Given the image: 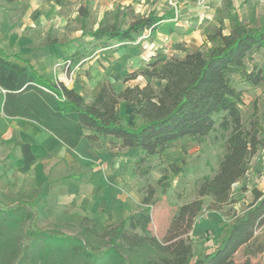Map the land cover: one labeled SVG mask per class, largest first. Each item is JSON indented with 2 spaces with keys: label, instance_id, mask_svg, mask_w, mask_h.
I'll return each mask as SVG.
<instances>
[{
  "label": "trees",
  "instance_id": "trees-1",
  "mask_svg": "<svg viewBox=\"0 0 264 264\" xmlns=\"http://www.w3.org/2000/svg\"><path fill=\"white\" fill-rule=\"evenodd\" d=\"M0 1L8 5L17 2ZM79 14L84 20L89 15L86 8H80ZM167 20L150 14L124 27L116 22L100 23L85 36L103 43V47L108 42L122 47L146 32L171 34L173 25ZM205 41L204 51L197 49L180 59L158 56L124 80L140 76L147 81L142 87L116 92L110 83H103L89 103L63 83L40 78L18 56L0 51V113L4 116L0 136L6 125L18 118L33 124L66 150L76 149L82 140L90 145L110 140V147L118 151L138 149L140 156L135 164L141 165L185 138L202 142L216 130L227 134L213 175L197 181L195 199L176 209L161 241L149 230L151 189L142 199L140 210L115 225L82 217L70 233L31 226V222L51 216L46 198L57 182L46 176L31 195L0 206V264H233L232 256L242 247L252 256L264 251V244L255 246L256 231L264 225V195L252 189V202L233 218L220 245L192 261L188 235L205 201L211 212L232 205V186L245 177L251 159L264 144L255 104L247 123L242 122L243 93L236 87L264 85L263 68L255 61V56L264 55V26L252 27L232 15L228 34L215 28L207 33ZM89 57L77 49L65 59L69 62L65 69ZM154 80L163 82L157 90L150 85ZM121 102L135 104L133 117L139 124L122 123L116 110ZM169 169L174 175L181 171L173 164ZM149 171L145 168L141 175ZM68 179L66 176L59 182Z\"/></svg>",
  "mask_w": 264,
  "mask_h": 264
},
{
  "label": "rangeland",
  "instance_id": "rangeland-1",
  "mask_svg": "<svg viewBox=\"0 0 264 264\" xmlns=\"http://www.w3.org/2000/svg\"><path fill=\"white\" fill-rule=\"evenodd\" d=\"M168 7L163 0H17L12 5L0 1V45L7 53L15 46L27 49L28 52L56 49H53V56L48 61H42V73L54 81L65 77L70 86L81 87L87 98L91 87L102 80L108 83L111 80L115 89L121 88L126 78L131 74H138L161 54L165 55V59H180L189 51L206 49V42L198 48H188L165 39L161 36L164 34L149 35L146 32L134 43L125 45L136 47L138 53L131 57L126 52L120 53L121 46L114 42H108L103 47V43L85 36L87 32L96 30L100 23L116 22L124 27L132 20L150 14L164 16L169 13ZM80 8L87 9V19L80 16ZM238 12L239 15L236 13L240 21L252 27L264 26V0H246ZM75 49L90 54V57L72 67L71 73L65 74L69 69L66 70L63 65L64 58ZM127 57L136 58L137 61L131 66L125 65ZM255 61L262 66L264 73V55L255 56ZM159 84L152 81L155 90L159 88ZM239 85L236 84V87L239 88ZM242 93V122L247 123L255 104L261 138L264 140V85L254 89H242ZM118 112L122 115L125 126L139 124L128 107L119 108ZM12 122L17 124L12 128L17 127L26 132L27 137L20 136L15 130L8 131V124L0 136V206L31 195L42 179L49 176L51 181L57 182L51 186L46 198L51 216L43 221L31 222V226L70 233L73 231L72 226L82 218V210L75 199H71L69 191L72 187L69 184L72 180L82 183L92 177L93 172H98L107 182L108 189L117 190V197L123 203L121 220L139 211L142 199L148 195L150 189L153 191L149 230L159 241L165 236L176 209L195 199L197 181L204 175H213L217 160L223 154V143L227 136L226 133L216 130L202 142L185 138L172 144L162 155L150 157L143 164L136 165V153L112 149L110 140L88 145L79 151H68L44 133L36 131L37 136L30 133L32 127L28 123ZM2 128L0 119V131ZM35 141L36 148L31 147ZM263 149L264 144L252 166L258 174L249 171L245 176V184L240 181L232 186V205L223 207L219 212H211L206 209L209 202L205 201L204 208L196 217L188 235L192 246V261L202 259L220 245L233 218L240 215L252 202V189L264 195V183L258 177L264 161ZM169 164L181 171L172 174ZM145 168L150 171L142 176L141 172ZM66 176L69 177L67 181L59 182ZM250 179L256 180L254 185L249 184ZM105 213L103 211L99 214L101 224L115 225L119 222L110 213L106 218L103 217ZM256 236L255 246L263 245L264 225L258 228ZM263 260L264 251L252 256L246 247H242L231 258L233 264H243L245 261H249V264H262Z\"/></svg>",
  "mask_w": 264,
  "mask_h": 264
},
{
  "label": "crops",
  "instance_id": "crops-1",
  "mask_svg": "<svg viewBox=\"0 0 264 264\" xmlns=\"http://www.w3.org/2000/svg\"><path fill=\"white\" fill-rule=\"evenodd\" d=\"M173 1H174V5L171 6L166 2V0H163V2L169 6L168 8L170 10L169 13L159 17L167 18L168 20L165 22H170L173 25L174 30L171 34H164L161 36H163L165 39H170L171 42L175 44H182L183 47H188V48L200 47L203 44V42L204 43L206 42L205 38L207 33L215 28L220 27L224 34H228L230 31V17L232 15L237 16V13L239 15L238 9L242 5V3L246 2V0H173ZM38 6L42 7V5L40 4ZM172 10H174L176 14L175 12L173 13ZM157 34L159 35V33H156L155 35ZM12 36L14 38L16 37V35H12ZM53 49L54 48H48L45 51L39 50V51L28 52L27 49L23 50L22 48H17L15 46L12 50H8L9 53H7L6 49H4L3 46L0 45V51H2L5 55L18 56L20 60L28 64L38 74L40 78L48 79V80H52V79L45 76L42 73L43 69L40 68L41 67L40 65H42L43 60L48 61L53 56L54 50H56ZM75 51L76 49L70 53L68 52L66 58L72 55ZM119 51H121L120 53L126 52L127 56L131 55V57L132 55L138 53L136 47H132V46H126V47L122 46ZM190 52L192 51H189V53ZM160 53H162V51L159 52L158 54ZM131 57H127L125 65L131 66L133 62L137 61L136 58H131ZM160 57L166 58L165 55L163 54H161ZM133 59L134 61H132ZM71 70L72 68L66 71L65 74L71 73ZM57 82L63 83L68 89H73L77 94L82 96L88 103L92 100L93 96L99 91L101 85L103 83H108L102 80L99 83L94 84L91 87L90 95L86 98L82 93L81 87L70 86L68 81H66L65 77L59 78ZM154 82H159L160 83L159 87L163 84V82L158 80H154ZM146 83L147 81L139 76L134 80H129L127 82H124V86H122L121 88L116 87V89L115 88L114 89L116 90V92H119L126 87H133L136 85L142 87ZM110 84H113L111 80H110ZM150 85L152 86V81H150ZM238 87H239L237 88L238 90L254 89L248 86L247 84H240ZM122 107L125 108L128 107L129 109L132 110V113L134 114V109L136 106L134 103L121 102L116 107L117 112L118 109ZM118 114L122 118V115L119 112ZM2 118H4V116L0 113V119ZM12 121H23L25 123H28L32 127V129H30V133H34L35 136H37L36 131L44 133L40 131L33 124L24 121L22 119L14 118L8 123V131L15 130L19 132L20 136L22 137L23 136L27 137V133L17 129V127L13 129L12 127L17 124H15ZM46 135L49 137L48 134ZM50 139L57 142L52 138ZM33 144L34 145H31V147L36 148L35 145L36 141ZM58 145L61 148L65 149L59 143ZM88 145L90 144L87 141L82 140L76 149L68 150V151H79L81 149L86 148ZM30 149L31 148H29L28 151H30ZM124 151H130V153L131 152L136 153L137 158L140 156V151L138 149H124ZM259 152L260 150L258 151V153ZM258 153L251 159L250 168H249V171H253L256 174H258V171L252 166L254 164L253 162L255 161ZM249 171L246 173L245 176L249 174ZM241 181L243 184H245L246 183L245 177ZM255 182L256 180H252V179L249 180L250 185L251 184L254 185ZM107 185H108L107 182L103 179V177L100 174H98V172H93L92 177L88 178L86 181H83L82 183H80V181H75V180H72V182H70L69 186H71L72 189L70 188L69 193L72 195L71 199L72 200L75 199L77 206L81 208L82 210L81 217H88L90 219L95 218L96 220L99 221L100 220L99 214L105 211L106 215L103 217L106 218L107 215L110 213L114 217H116L118 221L121 220V214H122L121 208L123 203L120 201V198L117 197L116 194L117 190L115 188L108 189Z\"/></svg>",
  "mask_w": 264,
  "mask_h": 264
},
{
  "label": "built area",
  "instance_id": "built-area-1",
  "mask_svg": "<svg viewBox=\"0 0 264 264\" xmlns=\"http://www.w3.org/2000/svg\"><path fill=\"white\" fill-rule=\"evenodd\" d=\"M166 2H167L169 5H171V6L174 5V1H173V0H166ZM148 34H149V33H148ZM68 64H69L68 61H64V62H63L64 67H66ZM263 153H264V149H263ZM258 177H259V180H260L261 182L264 183V161H263L262 169H261L260 174H259Z\"/></svg>",
  "mask_w": 264,
  "mask_h": 264
}]
</instances>
